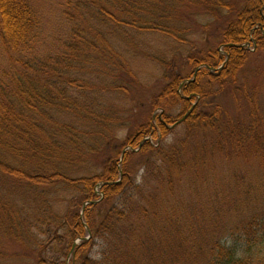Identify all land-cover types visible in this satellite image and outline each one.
<instances>
[{
	"label": "rangeland",
	"instance_id": "374dc122",
	"mask_svg": "<svg viewBox=\"0 0 264 264\" xmlns=\"http://www.w3.org/2000/svg\"><path fill=\"white\" fill-rule=\"evenodd\" d=\"M222 2L225 11L217 18L204 16L203 10L193 4L187 11H177L181 15L176 16L172 25L182 18L186 20L183 42L161 32L110 26L108 38L119 55L121 68L99 67L94 69L98 73L91 75H87L91 70L85 68V78L92 82L90 87L101 91L82 94L79 101L85 103L89 97H97L104 103L102 112L112 109L111 121L115 124L109 130L113 139L110 145L118 144L113 156L119 157L120 163L125 153L132 150H122L120 142L133 129L150 121L155 124L164 113L173 121L160 141L147 139L152 148L144 153L140 148L133 151L128 170L134 184L122 195L104 202L102 184L95 187L99 197L93 209L96 225L112 211L119 213L120 221L115 236L95 240L91 253L95 261L108 264V256L110 264H208L216 248L242 246L246 240L243 227L264 218V49L247 42V56L236 73L227 74L221 82L202 78L199 82L208 93V100H193L188 109L191 100L180 91L181 99L171 100L166 111L152 109L168 83L165 73L181 77L182 85L195 83L199 68H194L191 55L203 47L224 53L220 45L224 30L249 6L248 0ZM31 3L41 19L37 57L55 55L59 48L75 40L74 31L87 27L78 14L73 13L74 21L66 18V0ZM261 33L264 35V30ZM80 36L83 39L85 34ZM10 69L0 44V76ZM215 70L210 72L215 74ZM113 79L128 82L127 92H113ZM216 111L219 113L213 114ZM193 112L199 117L219 114L221 129L209 125L193 129L187 124ZM232 133H237L236 139ZM98 139L94 137L90 142L105 148V140ZM98 162L91 161L85 170L74 167L67 171L73 177H81L89 174ZM21 197L15 193L10 198L21 207ZM88 205L74 196L61 202L56 210L62 215L70 213L73 207L83 215ZM66 242L46 248L41 255L45 264L56 259L70 264L72 254ZM0 264H38V257L35 254L23 259L12 255L0 260Z\"/></svg>",
	"mask_w": 264,
	"mask_h": 264
},
{
	"label": "trees",
	"instance_id": "16d2710c",
	"mask_svg": "<svg viewBox=\"0 0 264 264\" xmlns=\"http://www.w3.org/2000/svg\"><path fill=\"white\" fill-rule=\"evenodd\" d=\"M191 4L201 8L204 16L217 18L225 11L222 0H66V18L74 21L73 13L78 14L87 27L74 31L75 40L59 48L55 55L37 57L41 19L31 0H0V44L11 64V69L0 76V260L12 255L27 259L37 254L38 264H45L41 255L46 248L64 245L67 240L72 254L70 264H102L91 257L95 240L115 236L120 221L119 213L112 211L96 225L93 209L99 197L95 187L102 184L104 202L122 195L134 184L128 170L133 151H148L152 144L147 139L160 141L173 121L164 113L155 124L150 121L133 129L120 142L122 150L132 149L120 163L119 157L113 156L118 144L110 145L113 139L109 130L115 124L111 121L112 109L102 112L104 103L97 97H89L85 103L79 101L82 94L101 91L90 87L92 82L86 80L84 72L91 70L87 73L91 75L98 73L94 69L99 67L121 68L119 55L108 38L110 26L161 32L183 42L186 20L182 18L177 25L172 21L180 17L177 11H187ZM248 6L224 30L220 45L226 55L204 47L191 55L194 68H199L195 83L182 85L181 77L165 73L168 85L153 102V110L166 111L170 101L181 99V94L191 100L188 109L193 100H208L199 82L202 78L221 82L227 74L236 73L247 56V42L264 49V0H248ZM83 33L85 37L81 39ZM220 66L223 68L217 69ZM212 68L215 74L210 72ZM113 80V92H127L128 82ZM193 113L187 119L193 129L207 125L221 129L219 114L213 115L219 111L207 117ZM232 135L236 139L237 133ZM94 137L103 138L106 147L91 143ZM94 160H99V165L92 167L89 174L73 177L67 171L74 167L85 170ZM15 193L22 196L21 207L10 198ZM74 196L80 197L82 204H89L84 214L70 207V213L61 215L56 210L58 205ZM243 228L244 244L216 248L208 264H264V218ZM106 258L110 264L111 257ZM56 260L52 264H66Z\"/></svg>",
	"mask_w": 264,
	"mask_h": 264
}]
</instances>
